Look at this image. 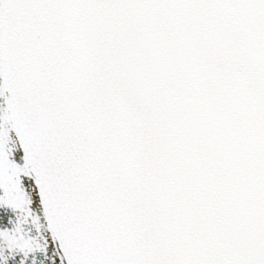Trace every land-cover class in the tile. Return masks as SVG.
<instances>
[{
  "label": "snow or ice",
  "instance_id": "obj_1",
  "mask_svg": "<svg viewBox=\"0 0 264 264\" xmlns=\"http://www.w3.org/2000/svg\"><path fill=\"white\" fill-rule=\"evenodd\" d=\"M0 264H264V0H0Z\"/></svg>",
  "mask_w": 264,
  "mask_h": 264
}]
</instances>
